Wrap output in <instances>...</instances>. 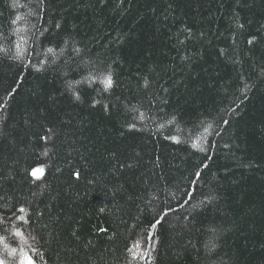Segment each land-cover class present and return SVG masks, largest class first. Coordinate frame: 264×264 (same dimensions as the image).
Listing matches in <instances>:
<instances>
[{"label":"trees","instance_id":"obj_1","mask_svg":"<svg viewBox=\"0 0 264 264\" xmlns=\"http://www.w3.org/2000/svg\"><path fill=\"white\" fill-rule=\"evenodd\" d=\"M0 244L264 264V0H0Z\"/></svg>","mask_w":264,"mask_h":264},{"label":"rangeland","instance_id":"obj_2","mask_svg":"<svg viewBox=\"0 0 264 264\" xmlns=\"http://www.w3.org/2000/svg\"><path fill=\"white\" fill-rule=\"evenodd\" d=\"M18 42L20 43L19 45H16V47H15V49H16V52H15V54H16V56L17 57H20V56H22L21 54H22V52H23V43H21V40H20V38H18ZM18 54V55H17ZM50 55H51V53H49ZM20 55V56H19ZM207 133H205V135H206ZM205 137V136H204ZM203 140H204V138H203ZM203 140H201V139H195L192 143H193V146L194 147H201L203 144H204V141ZM37 172L38 173V175L39 176H37V179H41V177H42V175H43V171H42V168L41 167H39V168H37V169H35L33 172ZM42 173V174H39V173ZM25 245H27V241H26V244ZM0 246L2 247V249L4 250V251H6V253H8V254H10V252H11V250H13V249H11V248H9V247H5V245H3V244H0ZM22 250V251H21ZM21 250H19V251H17V253H15V256H13L15 259H16V261H17V263L18 264H20V260H21V257H22V255H24L23 253H25L26 251H28V250H26V249H21ZM7 254V255H8ZM1 255V254H0ZM2 255H5V254H2ZM1 255V256H2ZM0 256V259H4V258H2ZM12 256V255H11ZM7 257V256H6ZM5 260V259H4Z\"/></svg>","mask_w":264,"mask_h":264},{"label":"snow or ice","instance_id":"obj_3","mask_svg":"<svg viewBox=\"0 0 264 264\" xmlns=\"http://www.w3.org/2000/svg\"><path fill=\"white\" fill-rule=\"evenodd\" d=\"M249 43H251V41H249ZM103 82L105 83L106 88H107V87H111V85H112L111 75L109 74L107 77H105V79H104ZM32 174H33V175H36L37 173H36V172H33ZM198 175H199V174H198ZM75 176H76L77 178H79V173H78V172L75 173ZM19 211H20V212H23L24 209L21 208V209H19ZM165 215H166V214H165ZM18 219H19V217H18ZM160 222H161L160 220H157V221H156V224H159ZM153 227H155V224L153 225ZM16 235H21V233H20L19 231H17V232H16ZM130 251H131V250H130ZM14 254H15V249L11 250V252H10V255H14ZM0 264H6V261H5L4 259H0ZM20 264H34V261H33V259H32L31 256H29V255H27V254H24V255H22V257H21Z\"/></svg>","mask_w":264,"mask_h":264}]
</instances>
